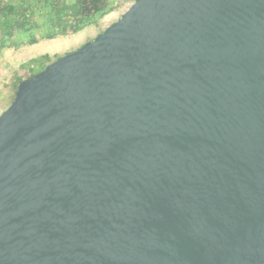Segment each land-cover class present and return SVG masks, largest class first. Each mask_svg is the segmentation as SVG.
<instances>
[{
  "label": "water",
  "instance_id": "95a60500",
  "mask_svg": "<svg viewBox=\"0 0 264 264\" xmlns=\"http://www.w3.org/2000/svg\"><path fill=\"white\" fill-rule=\"evenodd\" d=\"M0 264H264V0H135L24 78Z\"/></svg>",
  "mask_w": 264,
  "mask_h": 264
},
{
  "label": "trees",
  "instance_id": "16d2710c",
  "mask_svg": "<svg viewBox=\"0 0 264 264\" xmlns=\"http://www.w3.org/2000/svg\"><path fill=\"white\" fill-rule=\"evenodd\" d=\"M114 8L112 0H0V37L22 33L23 42L35 43L40 35L54 38L75 33ZM38 18H47L49 23L41 27ZM34 63L33 74L47 65L43 57Z\"/></svg>",
  "mask_w": 264,
  "mask_h": 264
},
{
  "label": "rangeland",
  "instance_id": "374dc122",
  "mask_svg": "<svg viewBox=\"0 0 264 264\" xmlns=\"http://www.w3.org/2000/svg\"><path fill=\"white\" fill-rule=\"evenodd\" d=\"M135 0H112L115 8L96 18L82 30L54 38H40L35 43L23 42L18 33L15 37H0V114L11 104L16 94L19 79L30 77L35 72L34 61L45 58L47 64L74 51L93 40L99 33L116 22ZM41 27L49 23L47 18H38ZM34 75V74H33Z\"/></svg>",
  "mask_w": 264,
  "mask_h": 264
}]
</instances>
